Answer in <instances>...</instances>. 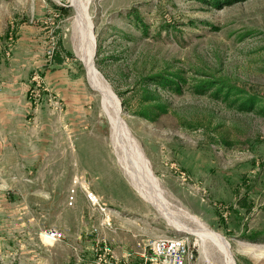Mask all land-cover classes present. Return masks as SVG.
Listing matches in <instances>:
<instances>
[{
    "label": "rangeland",
    "instance_id": "rangeland-1",
    "mask_svg": "<svg viewBox=\"0 0 264 264\" xmlns=\"http://www.w3.org/2000/svg\"><path fill=\"white\" fill-rule=\"evenodd\" d=\"M90 2L96 67L125 99L122 115L172 214L219 233L235 264H264V116L191 85L200 69L264 98V0ZM74 18L70 0H0V94L19 96L17 134H0V264H157L152 239L175 235L188 237L187 264H227L220 247L178 229L131 184L78 55ZM59 42L62 64L53 59ZM163 68L189 82L162 91L170 111L150 121L135 114L139 76ZM76 175L108 206L110 226L81 188L68 203ZM50 229L63 236L53 240Z\"/></svg>",
    "mask_w": 264,
    "mask_h": 264
},
{
    "label": "bare ground",
    "instance_id": "bare-ground-1",
    "mask_svg": "<svg viewBox=\"0 0 264 264\" xmlns=\"http://www.w3.org/2000/svg\"><path fill=\"white\" fill-rule=\"evenodd\" d=\"M70 3L75 10L72 36L77 45L78 55L85 65L91 86L101 94L102 108L110 124L113 147L131 184L146 201L158 208L171 224L180 230L195 233L201 239L211 240L223 251L227 264H235L228 241L219 233L209 229L204 223H200L197 229L190 227L179 222L172 214L173 210H170L169 200L165 195L167 192H164L163 186L153 172L150 160L122 115L119 97L96 67L94 59L96 41L89 12L91 2L90 0H70ZM178 209L183 210L180 207ZM193 219L198 221L195 217H192V221Z\"/></svg>",
    "mask_w": 264,
    "mask_h": 264
},
{
    "label": "trees",
    "instance_id": "trees-1",
    "mask_svg": "<svg viewBox=\"0 0 264 264\" xmlns=\"http://www.w3.org/2000/svg\"><path fill=\"white\" fill-rule=\"evenodd\" d=\"M209 1L217 6L221 2V0ZM133 16L137 23L141 24L145 31H148V25L141 18L139 12H135ZM60 45L59 42L53 55V59L57 64H62L64 61V57L58 48ZM195 72L197 75L193 77L191 84L194 92L199 94L209 93L216 99L225 102L230 108L241 112L255 111L264 116V98L258 93L248 91L225 76L207 73L200 69H196ZM139 80L140 84L137 87L139 98L135 114L150 121H156L159 116L170 111V104L162 97V91L168 90L181 93L184 86L189 82L188 77L184 75L182 70L167 68L157 71L152 69L148 73H141ZM122 104L126 106L124 98H122Z\"/></svg>",
    "mask_w": 264,
    "mask_h": 264
},
{
    "label": "built area",
    "instance_id": "built-area-1",
    "mask_svg": "<svg viewBox=\"0 0 264 264\" xmlns=\"http://www.w3.org/2000/svg\"><path fill=\"white\" fill-rule=\"evenodd\" d=\"M50 57L53 55V49H49ZM81 188L87 200L102 215V224L111 225V215L108 206L102 201L101 197L92 190L87 179L76 175L73 184L69 190L68 203L73 204L76 200L78 189ZM47 236L53 240H58L63 233L57 229L47 231ZM151 248L154 255V261L157 264H187L190 254V244L185 235L178 236H158L152 239ZM154 264V262H152Z\"/></svg>",
    "mask_w": 264,
    "mask_h": 264
},
{
    "label": "crops",
    "instance_id": "crops-1",
    "mask_svg": "<svg viewBox=\"0 0 264 264\" xmlns=\"http://www.w3.org/2000/svg\"><path fill=\"white\" fill-rule=\"evenodd\" d=\"M18 97V95L13 94H0V134H4V140L6 141L11 139V135L17 134L16 129L13 128V124L14 118L17 115L16 112L19 109ZM77 198L78 193L76 194ZM125 260H127V257H125Z\"/></svg>",
    "mask_w": 264,
    "mask_h": 264
},
{
    "label": "water",
    "instance_id": "water-1",
    "mask_svg": "<svg viewBox=\"0 0 264 264\" xmlns=\"http://www.w3.org/2000/svg\"><path fill=\"white\" fill-rule=\"evenodd\" d=\"M92 32L94 34V26L92 25ZM95 37V36H94ZM96 41V40H95ZM95 50H96V43H95ZM120 106H121V109H122V103L120 102Z\"/></svg>",
    "mask_w": 264,
    "mask_h": 264
}]
</instances>
